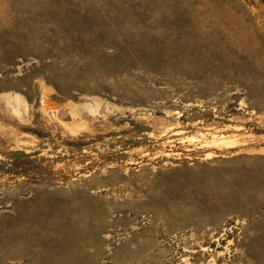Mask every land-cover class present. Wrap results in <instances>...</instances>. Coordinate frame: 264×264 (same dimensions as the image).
I'll list each match as a JSON object with an SVG mask.
<instances>
[{
    "label": "rangeland",
    "instance_id": "rangeland-1",
    "mask_svg": "<svg viewBox=\"0 0 264 264\" xmlns=\"http://www.w3.org/2000/svg\"><path fill=\"white\" fill-rule=\"evenodd\" d=\"M0 264H264V0H0Z\"/></svg>",
    "mask_w": 264,
    "mask_h": 264
}]
</instances>
